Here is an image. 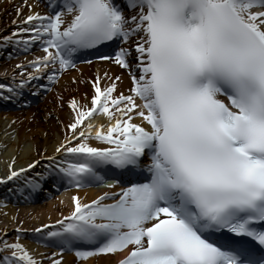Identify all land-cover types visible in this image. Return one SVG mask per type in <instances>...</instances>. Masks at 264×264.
I'll return each mask as SVG.
<instances>
[{
  "label": "snow or ice",
  "instance_id": "snow-or-ice-1",
  "mask_svg": "<svg viewBox=\"0 0 264 264\" xmlns=\"http://www.w3.org/2000/svg\"><path fill=\"white\" fill-rule=\"evenodd\" d=\"M48 7L0 35L9 57L42 48L15 65L18 78L0 82V101L31 104L25 89L46 93L85 55L126 70L130 86L118 90L123 73L88 78L91 92L67 100L70 131L48 163L35 171L38 155L13 168V158L0 183L31 199L46 184L116 179L94 199L73 195L66 214L30 230L56 249L47 257L22 242L19 226L12 239L0 231V264H64L65 252L86 264L124 250L115 264H264V0ZM97 113L106 122L93 123Z\"/></svg>",
  "mask_w": 264,
  "mask_h": 264
},
{
  "label": "bare ground",
  "instance_id": "bare-ground-1",
  "mask_svg": "<svg viewBox=\"0 0 264 264\" xmlns=\"http://www.w3.org/2000/svg\"><path fill=\"white\" fill-rule=\"evenodd\" d=\"M0 0V35H7L16 27L21 25L13 21L22 20L24 16L32 12H48L47 7L42 0ZM17 6L21 10L17 13ZM13 46H7V50L0 46V82H12V73L16 72L17 78L20 75L15 65L21 60L32 59L34 54H42V48H33L28 52L17 49L11 57L7 52L12 51ZM105 71L111 74L123 73V84L119 85L120 91L127 94L130 81L126 70L120 68L111 61H101L93 59L78 63L77 69L68 71L53 88L46 93L42 91L39 96L31 100V104H22L16 101L12 107L0 110V176L7 175L8 164L15 163L13 168L23 167L30 163L39 155L42 157L41 163L34 166L38 170L39 166L48 163L46 158L53 155L56 145L64 138L68 131L64 125L69 122L72 115L67 104L70 96L79 98L84 92H91V79H94L97 73L103 75ZM76 76L83 79L82 83H76L71 78ZM41 83L44 81L41 80ZM103 83V81H102ZM24 90V95L28 94ZM57 92L63 97L61 100ZM139 103V100H137ZM51 113V115H49ZM106 116L97 113L92 117V122L99 124L106 122ZM137 120L140 118L137 117ZM95 144L103 145L102 142L93 141ZM8 183L3 182L2 184ZM123 186V185H120ZM107 190L106 184H91L84 187H70L64 190L56 191L47 196H35L30 201L11 203L0 194V231L5 228L8 230L9 239H12L17 233L19 226L23 229L21 240L30 249L38 253H43L46 257L49 251H56L55 248H49L37 241L32 231L40 223H47L49 219H58L61 213H67L72 206L73 195H78L83 200L94 199L101 191ZM14 194V193H12ZM23 220L24 223L20 224ZM43 229H41L42 231ZM122 252V251H121ZM121 252L116 254H100L97 257L90 258L86 264H112ZM64 264H78L72 252L63 253ZM85 264V262H79Z\"/></svg>",
  "mask_w": 264,
  "mask_h": 264
}]
</instances>
